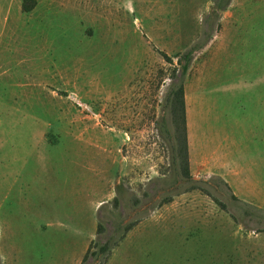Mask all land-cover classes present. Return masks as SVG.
<instances>
[{"label":"rangeland","instance_id":"374dc122","mask_svg":"<svg viewBox=\"0 0 264 264\" xmlns=\"http://www.w3.org/2000/svg\"><path fill=\"white\" fill-rule=\"evenodd\" d=\"M243 1L0 0V264H264V0ZM207 33L185 79L187 182L164 106Z\"/></svg>","mask_w":264,"mask_h":264},{"label":"trees","instance_id":"16d2710c","mask_svg":"<svg viewBox=\"0 0 264 264\" xmlns=\"http://www.w3.org/2000/svg\"><path fill=\"white\" fill-rule=\"evenodd\" d=\"M232 0H214L215 7L213 13L226 9ZM36 6V0H23L22 10L26 13L31 12ZM209 33L206 38L199 44L193 45L183 53L176 55L178 58L177 68L175 69L177 83H172L166 96V105L164 106L165 112L169 113L172 118L173 130L168 126L167 121L164 122L163 132L165 133L166 139L169 141L172 153H173V164L179 175L187 182H192V173L190 169V154L188 144V128H187V117H186V93H185V79L189 72L191 63L200 50H202L208 43ZM164 58L168 62H173L168 55L163 54ZM234 199H237L233 195ZM129 227L127 231H129ZM111 252L110 243L106 242L102 245L98 252H94L92 255L99 258L100 255H106L105 261L108 259V255ZM90 251L86 254L84 262L90 256Z\"/></svg>","mask_w":264,"mask_h":264},{"label":"crops","instance_id":"0c3cea01","mask_svg":"<svg viewBox=\"0 0 264 264\" xmlns=\"http://www.w3.org/2000/svg\"><path fill=\"white\" fill-rule=\"evenodd\" d=\"M234 2V0L231 1V4ZM243 3H246V0L243 1ZM230 4V6H232ZM260 108L264 109V105H258ZM189 117V126H190V162L191 164L194 162L195 159V163H196V159L199 158V156H197V148L195 147V145H193L192 142V132H191V124H190V116ZM259 123H261L262 125H259L263 130V133L260 135L264 134V115L260 116L259 118ZM193 146H194V150H193ZM196 151V152H195ZM203 159V158H202ZM205 159V164H206V168L210 169L214 175H218L220 177L223 178V180H225L226 183H228V186L230 188L233 189L235 196H240L242 197V194L240 192V190L236 191L235 187H237L238 189H240L239 186V171H237V168H232V167H228L227 164H225L222 161L221 156H219L218 152H214L211 157H207L204 158ZM209 165V166H208Z\"/></svg>","mask_w":264,"mask_h":264}]
</instances>
